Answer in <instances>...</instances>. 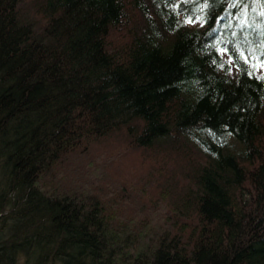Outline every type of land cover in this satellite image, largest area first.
I'll return each mask as SVG.
<instances>
[{"label": "trees", "instance_id": "obj_1", "mask_svg": "<svg viewBox=\"0 0 264 264\" xmlns=\"http://www.w3.org/2000/svg\"><path fill=\"white\" fill-rule=\"evenodd\" d=\"M0 264H264V0H0Z\"/></svg>", "mask_w": 264, "mask_h": 264}, {"label": "snow or ice", "instance_id": "obj_2", "mask_svg": "<svg viewBox=\"0 0 264 264\" xmlns=\"http://www.w3.org/2000/svg\"><path fill=\"white\" fill-rule=\"evenodd\" d=\"M259 59V58H258Z\"/></svg>", "mask_w": 264, "mask_h": 264}]
</instances>
